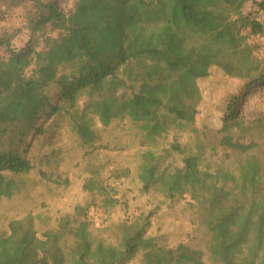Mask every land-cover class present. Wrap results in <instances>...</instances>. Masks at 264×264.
I'll return each mask as SVG.
<instances>
[{
  "label": "trees",
  "instance_id": "obj_1",
  "mask_svg": "<svg viewBox=\"0 0 264 264\" xmlns=\"http://www.w3.org/2000/svg\"><path fill=\"white\" fill-rule=\"evenodd\" d=\"M247 2L257 10L244 13ZM23 7L29 34L22 46L12 47L20 28H0V199L17 188L12 176L34 168L24 156L30 144L21 147L26 138L45 136L61 114L82 146L99 137L89 107L102 127L126 115L156 140L166 133V115L179 125L194 121L197 80L212 66L248 86L264 83V44L259 57L252 40L264 35L255 16L264 0H73L68 9L60 0H0V20ZM227 111L222 132L238 124L232 101ZM219 143L244 155L257 146L230 133ZM141 155L144 192L157 186L167 198L188 193L204 208L203 249L157 243L148 235L151 210L116 224L117 243L110 244L90 228L86 206L76 204L41 232L39 214L10 219L0 234V264H131L137 256L141 264H264V191L255 156L240 164L233 194L221 181L235 176L200 169L194 155L173 168H160L163 155L153 149ZM98 182L90 176L81 188L97 190V206L113 207L115 191Z\"/></svg>",
  "mask_w": 264,
  "mask_h": 264
},
{
  "label": "rangeland",
  "instance_id": "obj_2",
  "mask_svg": "<svg viewBox=\"0 0 264 264\" xmlns=\"http://www.w3.org/2000/svg\"><path fill=\"white\" fill-rule=\"evenodd\" d=\"M72 1L60 0V5L68 9ZM242 10L255 12L257 8L247 2ZM26 11L24 7L16 8L0 20V28H20L12 41L13 48L22 46L28 38L29 31L23 25ZM255 16L264 24V12H256ZM252 40L260 45L257 55L261 57L264 35ZM197 84L201 99L194 121L179 125L171 115H166V133L156 140H150L126 115L102 127L91 107L86 112L92 117L99 137L90 146L80 144L63 114L49 121L51 125L45 136L27 137L21 147L30 144L24 156L34 168L27 174L12 176L17 188L11 196L0 199V234L6 231L10 219L28 212L40 215L35 225L41 232L54 226L61 215L72 213L76 204H81L86 206L85 216L90 228L110 244L117 243L116 224L151 210L148 235L154 236L157 243L170 247L182 242L203 249L208 240L204 208L188 193L167 198L157 186L144 192L137 177L141 153L147 149L161 153L160 168L182 167L184 158L190 155L197 157L200 169L210 173L224 168L235 176L234 180L221 181L233 194H237L240 164L247 156H255L261 164L264 191V83L248 86L244 79L230 77L212 66L209 74L198 79ZM231 101L238 124L222 132L220 128ZM83 104L81 100L78 107L81 109ZM226 133L244 143L253 141L257 146L245 155L221 147L220 138ZM90 176L115 191L118 202L113 207L104 210L96 205L100 199L97 190L91 193L82 190L83 180ZM131 264H141L140 256Z\"/></svg>",
  "mask_w": 264,
  "mask_h": 264
}]
</instances>
